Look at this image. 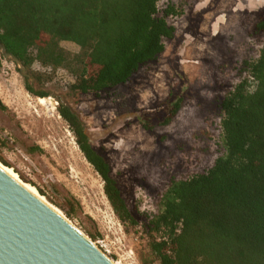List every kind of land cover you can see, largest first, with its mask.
Instances as JSON below:
<instances>
[{
  "label": "rangeland",
  "instance_id": "1",
  "mask_svg": "<svg viewBox=\"0 0 264 264\" xmlns=\"http://www.w3.org/2000/svg\"><path fill=\"white\" fill-rule=\"evenodd\" d=\"M167 0H160L162 8ZM179 14L168 18L171 39L155 59L123 84L93 93L69 92V72L58 69L40 87L25 69L0 52V158L108 259L140 264L139 226L125 228L113 213L103 181L78 149L57 106L65 102L84 125L92 148L103 156L129 212L156 211L171 179L208 168L221 153L219 101L245 76L264 36L252 25L264 19V0H169ZM69 53L78 47L60 42ZM32 69L39 70L38 65ZM47 93L44 102L26 84ZM180 106L163 123L171 104ZM77 203L73 214L62 199Z\"/></svg>",
  "mask_w": 264,
  "mask_h": 264
},
{
  "label": "trees",
  "instance_id": "2",
  "mask_svg": "<svg viewBox=\"0 0 264 264\" xmlns=\"http://www.w3.org/2000/svg\"><path fill=\"white\" fill-rule=\"evenodd\" d=\"M0 0V45L40 87L58 69L71 75L69 92L97 93L123 84L156 58L171 39L179 14L169 0ZM264 36V19L252 25ZM78 47L69 53L60 46ZM38 65L39 70L32 69ZM243 76L219 101L221 153L200 173L171 179L156 211L127 209L109 165L89 143L84 125L63 101L56 108L83 157L103 181V193L125 228L144 238L140 264H264V42ZM26 90L38 97L47 93ZM171 104L163 123L179 109ZM1 163H5L0 158ZM77 203L62 199L69 216Z\"/></svg>",
  "mask_w": 264,
  "mask_h": 264
},
{
  "label": "water",
  "instance_id": "3",
  "mask_svg": "<svg viewBox=\"0 0 264 264\" xmlns=\"http://www.w3.org/2000/svg\"><path fill=\"white\" fill-rule=\"evenodd\" d=\"M0 52L12 61L18 60ZM0 264H112L84 234L0 169Z\"/></svg>",
  "mask_w": 264,
  "mask_h": 264
},
{
  "label": "bare ground",
  "instance_id": "4",
  "mask_svg": "<svg viewBox=\"0 0 264 264\" xmlns=\"http://www.w3.org/2000/svg\"><path fill=\"white\" fill-rule=\"evenodd\" d=\"M38 101L40 103L44 102V98H38ZM0 169L5 172L8 176H10L12 179H14L17 183H19L21 186H23L26 190H28L36 199H38L40 202H42L43 204H45L46 206H48L50 209H52L56 214H58L59 216H61L62 218H64L69 224H71L65 217L64 215L53 205H51L50 203H48L43 196H41L36 189L31 186L28 183L23 182L18 175L16 174V172H14L10 167H7L3 164L0 163ZM72 225V224H71ZM73 226V225H72ZM78 230V229H77ZM85 236V235H84ZM93 244V243H92ZM94 245V244H93ZM96 246V245H95ZM106 256V255H105ZM110 260V259H109ZM110 262L112 264H117L116 262H112L110 260Z\"/></svg>",
  "mask_w": 264,
  "mask_h": 264
}]
</instances>
